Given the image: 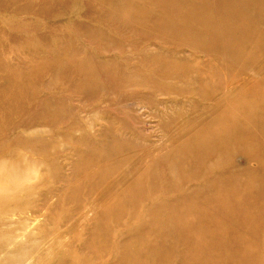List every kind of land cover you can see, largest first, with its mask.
I'll list each match as a JSON object with an SVG mask.
<instances>
[{"label": "rangeland", "instance_id": "rangeland-1", "mask_svg": "<svg viewBox=\"0 0 264 264\" xmlns=\"http://www.w3.org/2000/svg\"><path fill=\"white\" fill-rule=\"evenodd\" d=\"M0 264H264V0H0Z\"/></svg>", "mask_w": 264, "mask_h": 264}]
</instances>
